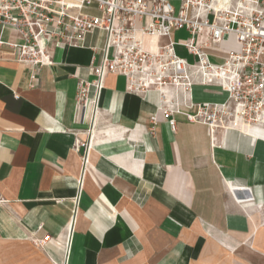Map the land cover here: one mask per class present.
Here are the masks:
<instances>
[{"label":"crops","instance_id":"1","mask_svg":"<svg viewBox=\"0 0 264 264\" xmlns=\"http://www.w3.org/2000/svg\"><path fill=\"white\" fill-rule=\"evenodd\" d=\"M168 1L180 9L182 0ZM0 37L23 42L11 30ZM58 40L44 38L52 64L40 69L0 46V264H264L263 134L212 132L182 113L174 130L158 92L129 93L117 74L105 78L97 110L80 106L78 84L94 80L106 33L80 46ZM165 43L147 40L151 50ZM240 49L234 35L204 47L216 65ZM228 97L215 83L185 95L194 104Z\"/></svg>","mask_w":264,"mask_h":264},{"label":"built area","instance_id":"2","mask_svg":"<svg viewBox=\"0 0 264 264\" xmlns=\"http://www.w3.org/2000/svg\"><path fill=\"white\" fill-rule=\"evenodd\" d=\"M93 6L101 16L71 13ZM182 29L190 38L173 41V31ZM0 30L21 36L22 43L0 37V46L17 49L19 61L35 69L52 64L44 38L58 37L63 45L80 46L85 35L104 31L106 47L101 63L93 68L94 80L78 84L80 106L92 103L97 110L105 78L117 74L126 78L129 93L146 96L158 92L164 105L160 111L172 117L174 130L173 116L182 113L188 121L205 125L212 132L245 129L264 136V0H182L179 10L168 0H0ZM231 35L240 51L231 53L221 65L213 64L204 47L218 45ZM150 38L166 39L167 43L151 50L147 46ZM177 46L187 49L195 63L178 56ZM196 83L218 84L229 97L221 104L187 103L185 95ZM171 91H180L182 99L169 95L165 104ZM181 106L196 112L183 113ZM151 121L155 126L157 115ZM84 146L78 143L77 149ZM83 161L86 165L88 157Z\"/></svg>","mask_w":264,"mask_h":264},{"label":"rangeland","instance_id":"3","mask_svg":"<svg viewBox=\"0 0 264 264\" xmlns=\"http://www.w3.org/2000/svg\"><path fill=\"white\" fill-rule=\"evenodd\" d=\"M186 38H187V35L184 31H179L177 33L173 31V33H172V39L175 42L184 41ZM176 53L178 56L184 55V52L181 48H177Z\"/></svg>","mask_w":264,"mask_h":264},{"label":"bare ground","instance_id":"4","mask_svg":"<svg viewBox=\"0 0 264 264\" xmlns=\"http://www.w3.org/2000/svg\"><path fill=\"white\" fill-rule=\"evenodd\" d=\"M165 93H167V92L165 91ZM166 95H167V98L165 99V104H167L170 101L169 94H166Z\"/></svg>","mask_w":264,"mask_h":264}]
</instances>
